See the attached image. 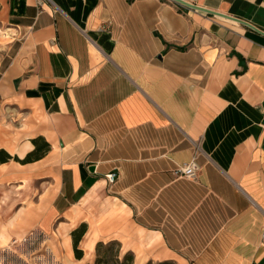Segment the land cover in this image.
<instances>
[{"label":"crops","instance_id":"obj_1","mask_svg":"<svg viewBox=\"0 0 264 264\" xmlns=\"http://www.w3.org/2000/svg\"><path fill=\"white\" fill-rule=\"evenodd\" d=\"M184 1L0 0V250L40 228L79 263L118 241L134 264H264V0Z\"/></svg>","mask_w":264,"mask_h":264},{"label":"rangeland","instance_id":"obj_2","mask_svg":"<svg viewBox=\"0 0 264 264\" xmlns=\"http://www.w3.org/2000/svg\"><path fill=\"white\" fill-rule=\"evenodd\" d=\"M13 33L0 30L1 49L12 42ZM6 246L0 250V264H87L94 260V256H87L84 262L79 263L70 258L66 239L53 230L46 232L39 228L11 241L10 248Z\"/></svg>","mask_w":264,"mask_h":264},{"label":"trees","instance_id":"obj_3","mask_svg":"<svg viewBox=\"0 0 264 264\" xmlns=\"http://www.w3.org/2000/svg\"><path fill=\"white\" fill-rule=\"evenodd\" d=\"M39 141L43 139H36L33 143L36 145V149L30 153L24 160L15 158L16 161L25 164L42 158L46 153L50 151V144L43 142L40 146L38 145ZM3 152V151H2ZM4 153V152H3ZM4 162L8 161L12 157L4 153ZM88 226L87 224H81L76 230L71 233L73 239V247L75 256L78 260L84 257V252L79 248L82 238L87 233ZM135 256L132 252H127L122 254L121 244L118 241L111 242H98L95 248V261L94 264H134ZM172 262H163L159 264H171ZM152 264V263H150Z\"/></svg>","mask_w":264,"mask_h":264},{"label":"built area","instance_id":"obj_4","mask_svg":"<svg viewBox=\"0 0 264 264\" xmlns=\"http://www.w3.org/2000/svg\"><path fill=\"white\" fill-rule=\"evenodd\" d=\"M49 0H37L38 6L42 7L45 5ZM197 154V151H196ZM194 155L193 159L189 163H185L180 165L174 170V175L177 178H184L189 180H196L199 176L200 166L197 162V155ZM106 181L108 185L113 186L118 181V174L113 172L106 176ZM262 243L264 245V222L262 226Z\"/></svg>","mask_w":264,"mask_h":264},{"label":"water","instance_id":"obj_5","mask_svg":"<svg viewBox=\"0 0 264 264\" xmlns=\"http://www.w3.org/2000/svg\"><path fill=\"white\" fill-rule=\"evenodd\" d=\"M173 1L179 3V4L183 5V6H186V7H188V8H192V9H200V8H198V7H196V6L192 5V4H189L188 2H185L184 0H173ZM240 22H242V23H244L245 25H247V26L253 28L252 25H250V24H248V23H246V22H243V21H240ZM254 29H255V28H254ZM91 171H94V168H92Z\"/></svg>","mask_w":264,"mask_h":264}]
</instances>
